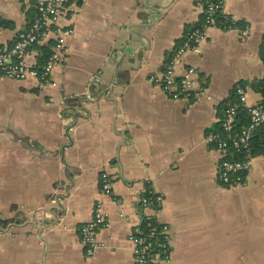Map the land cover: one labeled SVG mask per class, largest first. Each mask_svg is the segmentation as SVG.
I'll return each instance as SVG.
<instances>
[{
    "label": "crops",
    "instance_id": "0c3cea01",
    "mask_svg": "<svg viewBox=\"0 0 264 264\" xmlns=\"http://www.w3.org/2000/svg\"><path fill=\"white\" fill-rule=\"evenodd\" d=\"M43 0H0V48H11ZM63 65L51 84L0 81V264H136L130 235L162 198L170 258L160 264H264V156L242 186L218 178L223 153L207 142L225 109L264 102V0H225L241 28L212 29L177 66L199 69L196 101L173 100L159 81L186 36L203 20L202 0H85ZM37 55L28 58L39 65ZM111 171L119 205L102 193ZM104 205L109 227L89 258L79 229Z\"/></svg>",
    "mask_w": 264,
    "mask_h": 264
},
{
    "label": "built area",
    "instance_id": "2783aa9c",
    "mask_svg": "<svg viewBox=\"0 0 264 264\" xmlns=\"http://www.w3.org/2000/svg\"><path fill=\"white\" fill-rule=\"evenodd\" d=\"M85 0H43L37 5V14L29 28L16 37L11 48H0V81L11 79L24 81L35 79L44 85L51 84L55 69L65 62L69 40L75 33L73 25L63 26L65 17L77 18ZM203 20L199 28L190 32L184 39L182 46L169 61L166 71L162 75L160 86L165 94L173 100L196 101L205 96L204 91L194 92L195 79L200 76L199 69L187 67L183 76L177 75V66L183 57L196 49L208 38L212 29L236 31L242 36L249 33V27L240 25L224 11L225 0H204ZM222 18V22H219ZM52 42L51 54L43 66H31L28 58L41 53L37 47L46 46ZM237 101L228 104L225 109V118L221 123L220 132L210 133L207 136L209 145L223 153L219 164L218 178L220 183L228 188L242 186L253 167L254 155L251 146L254 137L264 130V102L258 105H249L246 89L236 87ZM241 111H245L249 123L237 129V121ZM243 155L242 160L230 159L232 155ZM111 168L101 171L100 182L102 193L113 199L119 205L123 200L114 191V178ZM162 198L152 187L141 192L140 207L152 211V215H145L142 224L130 235L133 254L136 264H160L170 258V236L167 226L160 224L152 227L151 220L157 221L158 208ZM109 227L108 215L103 203L99 202L94 210L91 222L79 229L81 243L89 258H92L101 248L97 234Z\"/></svg>",
    "mask_w": 264,
    "mask_h": 264
},
{
    "label": "trees",
    "instance_id": "16d2710c",
    "mask_svg": "<svg viewBox=\"0 0 264 264\" xmlns=\"http://www.w3.org/2000/svg\"><path fill=\"white\" fill-rule=\"evenodd\" d=\"M204 2V0H202ZM37 14V11L35 12L34 18ZM34 20V19H33ZM219 22H222V18H219ZM1 26L3 27H9L11 26L9 23L7 22H1L0 23ZM201 25V24H200ZM200 25H198L197 28L200 27ZM196 28V29H197ZM52 42H50L48 45L46 46H40L37 47L38 51L41 53V56L38 58L39 60V66H43L44 63H46L47 59L49 58L50 54H51V46H52ZM262 92L264 93V83L262 84ZM237 129L247 126L249 123L248 117L246 115L245 111H241L239 117H238V121H237ZM251 154L252 155H257V156H264V130L260 131L253 139L252 141V146H251ZM243 155H232L230 156V159L233 160H242L243 159ZM158 221L156 220H151V224L152 227H158L159 223H157Z\"/></svg>",
    "mask_w": 264,
    "mask_h": 264
}]
</instances>
